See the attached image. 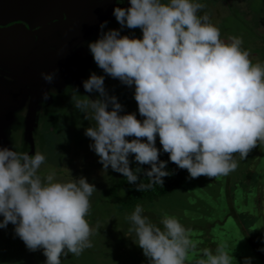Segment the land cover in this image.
<instances>
[{"label": "clouds", "instance_id": "1", "mask_svg": "<svg viewBox=\"0 0 264 264\" xmlns=\"http://www.w3.org/2000/svg\"><path fill=\"white\" fill-rule=\"evenodd\" d=\"M122 3L116 0L112 9L119 28L102 21L97 38L82 42L101 70L90 72L82 86L96 95L71 85L63 89L72 107L92 121L84 129L89 149L102 170L122 174L137 191L162 186L173 174L169 161L186 169L188 178L228 175L237 168L235 153L245 159L264 142V62H253L241 37L221 38L207 13L199 14L202 0ZM137 28L139 37L123 33ZM57 73L52 68L40 77L52 85ZM105 76L132 90L135 112H126L109 93ZM55 94L52 87L42 89L41 105ZM162 153L168 160L159 158ZM45 159L27 146H0V228L11 223L29 251H42L44 264H61L62 256H79L92 246L95 229L86 216L97 188L83 175L62 180L54 169L42 173ZM143 213L136 204L126 219L147 264H185L196 247L191 230L175 215L164 213L157 224ZM231 252L224 243L204 247L195 264H233ZM239 264H253V258Z\"/></svg>", "mask_w": 264, "mask_h": 264}, {"label": "rangeland", "instance_id": "2", "mask_svg": "<svg viewBox=\"0 0 264 264\" xmlns=\"http://www.w3.org/2000/svg\"><path fill=\"white\" fill-rule=\"evenodd\" d=\"M202 2L205 4L210 22L220 29L221 38H226L228 35L241 37L243 40L242 47L249 51L253 62H264V0H202ZM118 25V23H113L108 28H119ZM129 31H134L137 37L141 34L138 28L134 30L124 29L123 33L127 34ZM96 38L97 34H94L93 37L91 35V41ZM1 65H3L2 60ZM29 70V67H21L20 73L16 69H13L14 72L12 71V73L21 81L20 84L24 85L26 82L21 75L30 74ZM114 80L113 78L104 80L106 89L110 94L117 96L119 102L124 105L126 112H135L137 105L132 97V90L122 85L118 80ZM40 81H43L41 77ZM115 82L118 84H114ZM77 86H82V84L79 83ZM92 94V96L96 95V93ZM56 112H51L48 116V113L44 110L37 120L56 116ZM20 114L22 113L20 112ZM138 118H141L139 114ZM81 120H84L82 123H86L84 128L78 130L75 126L76 121H74L73 126L61 127V133H58V136H53L51 146L62 142L61 137L68 135V140L70 139L71 141H69L72 143H70L72 145L70 146L81 151L79 153V158L82 156L80 167L73 166V160L67 168L69 170H66L67 176L57 179H67L69 175L76 177L79 172H82L84 176H87L86 178L90 183L95 184L97 190L89 198L90 209L86 216L95 231L90 237L92 241L90 248L84 249L79 256L72 253L62 256L61 264H134L135 260L143 261V263L138 264H147L141 248L135 243V234L128 231L130 221L126 217L131 214L135 207L126 209L122 204L125 199V194L122 192L116 198L101 196V193H103L102 187L112 184L119 173L112 171L110 168L107 172L102 170L97 155L89 149L90 138L84 135V129L92 121L90 118L88 121L86 117H81ZM39 127L38 125V138L40 136ZM70 151L72 149L68 150V152ZM234 156L237 159V168L230 175V191L232 193L235 188L237 189V197L240 199L238 200L239 205L242 204L244 207L247 204H256V214L264 223V142H258L257 146L249 152L245 159H240L238 153H235ZM78 161L77 159L75 162L78 163ZM49 162H51L50 159ZM222 177L224 183L218 181H212L211 183V179H216V177H206L205 182L204 179L192 181L190 184L192 189L190 188L189 191L180 189V187L171 197H165L161 202L158 200L148 207L143 205V214L149 216L157 224H159L161 216L168 213L175 215L184 225L202 227L204 224L214 221L215 217H213L212 212L215 211L217 206L226 208L227 203L224 205L222 201L228 189V175ZM186 185L189 184L186 183ZM119 208L123 211H120ZM235 229L237 234H244L241 225H236ZM0 243L3 245L9 243L12 246L13 254L16 252L20 254V258L13 257L11 259V256H9L12 264H44L46 258L42 251L39 249L29 251L24 242L15 235L12 224L8 227L7 237H0ZM208 247H213V245L208 243ZM37 251L40 252L39 259H37V255H39Z\"/></svg>", "mask_w": 264, "mask_h": 264}, {"label": "water", "instance_id": "3", "mask_svg": "<svg viewBox=\"0 0 264 264\" xmlns=\"http://www.w3.org/2000/svg\"><path fill=\"white\" fill-rule=\"evenodd\" d=\"M127 4L128 0H123L118 6ZM114 5L116 0H0V146L16 150L27 146L31 154L38 137L37 118L44 110L48 116L57 111L70 126L76 121L78 130L86 126L81 120L84 114L72 107L63 89L71 85L81 94L93 95L77 86L90 72L101 74L82 42L98 36L102 21H108L106 27L118 23L112 15ZM36 25L40 28L32 31ZM21 67L30 68V74L21 75L24 85L12 73L13 69L20 73ZM52 68L58 69L53 84L40 81V72ZM49 87L56 94L41 105V90ZM10 224L0 228V237H7ZM9 256L20 258L9 243H0V264H12Z\"/></svg>", "mask_w": 264, "mask_h": 264}, {"label": "trees", "instance_id": "4", "mask_svg": "<svg viewBox=\"0 0 264 264\" xmlns=\"http://www.w3.org/2000/svg\"><path fill=\"white\" fill-rule=\"evenodd\" d=\"M157 147H160L158 140ZM159 158L168 160V154L162 153ZM135 166L136 162L133 161L130 164V167ZM141 167L148 168L150 166L141 165ZM167 168L171 170L173 174L163 178L164 183L162 186L154 185L150 189L137 191L136 188L129 184L126 181V178H124L123 175L119 173V176H117L116 180L112 184L102 187L103 193H101V196H111L116 198L120 194V192H122L123 194H125V199L123 200L122 204L126 207V209H132L136 204H140L142 206L145 205L148 207L149 205L156 203V201L158 200H160L161 202L165 197H171L174 192H176L180 187V189H184L185 191L191 190L192 188L190 184L192 181H201L204 179L205 182L207 180L205 176L188 178L187 170L178 168L171 161L168 162ZM140 175L141 180L147 183V178L143 177L142 173ZM230 175L231 172L228 174V189L222 201V204L224 205L227 203L226 208L217 206L215 211L212 212L213 217H215L214 221H211L208 224H204L202 227H193L183 224L186 228L191 230L190 238L196 245L195 248L189 250L185 264H195V260L201 254L200 250L204 247H208V243L213 245V247H208L212 249H215V247L220 243L226 244L227 250L229 252H231L232 250L231 255L234 257L237 264H239L243 257H252L253 264H264V252L258 250L259 248L264 246V241H262L261 239L262 237H264V223L256 214V204H247L244 205V207L242 206V204L239 205L240 202L238 200L240 199L239 197H237V189H234L235 193L234 191L232 193L230 191ZM212 181L224 183L222 176H216V179H211V183ZM186 183H188L189 185H186ZM224 198L226 201L224 200ZM119 210L123 211L120 208ZM221 212L224 213L220 214ZM236 225H241L243 227V235L236 233ZM206 233L208 235H205ZM235 261H233V264H235ZM138 263H143V261H134V264Z\"/></svg>", "mask_w": 264, "mask_h": 264}, {"label": "flooded vegetation", "instance_id": "5", "mask_svg": "<svg viewBox=\"0 0 264 264\" xmlns=\"http://www.w3.org/2000/svg\"><path fill=\"white\" fill-rule=\"evenodd\" d=\"M206 13V9H202L201 13ZM40 28V26H32V31H37ZM127 93L129 92L126 91ZM131 92V91H130ZM138 117V113H137ZM38 125L40 126V136L39 138L36 137L35 143H34V151H40L45 155V163L41 165L40 171L46 172L49 168L54 169L57 173L56 178L63 177L65 178L67 176L66 170L74 160L73 166L80 167L81 161L79 158V153L81 152L79 149L71 147L72 143L68 140V135L65 137H61L60 143H58L55 146H51L53 142V136H58V133H61V127H69L68 122L64 119V117L61 114H56V116L48 117V118H42L40 121H38ZM48 128V129H47ZM65 139V140H64ZM52 140V141H51ZM71 143V144H70ZM71 145V146H70ZM80 146V145H78ZM76 146V147H78ZM75 147V146H74ZM69 149H72V151L68 152ZM49 159L51 162H49ZM79 160L78 163H76V160ZM47 160V161H46ZM69 160V161H68ZM68 162V163H67ZM72 166V167H73ZM83 175L82 172H79L76 177ZM84 176V175H83ZM87 177V176H85ZM40 257L37 256V259ZM43 261V260H42ZM0 262L2 260L0 259Z\"/></svg>", "mask_w": 264, "mask_h": 264}]
</instances>
